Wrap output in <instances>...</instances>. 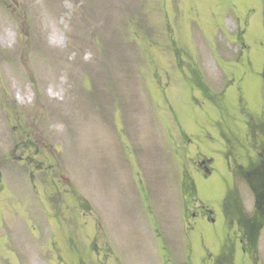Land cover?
Instances as JSON below:
<instances>
[{"label": "rangeland", "instance_id": "rangeland-1", "mask_svg": "<svg viewBox=\"0 0 264 264\" xmlns=\"http://www.w3.org/2000/svg\"><path fill=\"white\" fill-rule=\"evenodd\" d=\"M246 122L264 133V0H0V264L220 263L227 184L253 209L224 154ZM235 247L264 264V230Z\"/></svg>", "mask_w": 264, "mask_h": 264}, {"label": "flooded vegetation", "instance_id": "flooded-vegetation-1", "mask_svg": "<svg viewBox=\"0 0 264 264\" xmlns=\"http://www.w3.org/2000/svg\"><path fill=\"white\" fill-rule=\"evenodd\" d=\"M262 141V140H261ZM257 142V143H256ZM258 146V140H255L254 142V147ZM260 147V151L258 152L259 156H262V151H264V146L262 145V143L259 145ZM229 154H231V152H229ZM204 163V161H203ZM263 161L262 159H258V157L256 159H253L252 157H247L244 156V163L241 164L240 167V174H248L251 176H255V177H259L262 178L264 177V166H263ZM204 167L206 168V165H204ZM207 170V168H206ZM234 221H237L238 225H243V226H247V228L245 229L246 232V242L249 245V247H251L253 241H254V234H255V225H259V224H253V223H249L247 219L244 218H233L231 219V222L234 223ZM258 220L255 221V223H257ZM246 251V249H244ZM251 252V250L249 251Z\"/></svg>", "mask_w": 264, "mask_h": 264}, {"label": "bare ground", "instance_id": "bare-ground-1", "mask_svg": "<svg viewBox=\"0 0 264 264\" xmlns=\"http://www.w3.org/2000/svg\"><path fill=\"white\" fill-rule=\"evenodd\" d=\"M51 37H52V40L55 41L60 37V35L56 31H54ZM7 40H11L10 35L7 37Z\"/></svg>", "mask_w": 264, "mask_h": 264}]
</instances>
